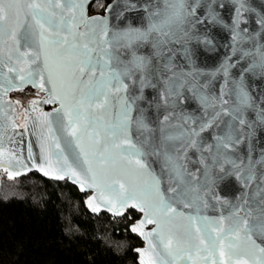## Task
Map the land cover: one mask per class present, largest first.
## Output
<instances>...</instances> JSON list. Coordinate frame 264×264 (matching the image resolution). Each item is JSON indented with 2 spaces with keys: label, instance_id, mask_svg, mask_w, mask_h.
I'll list each match as a JSON object with an SVG mask.
<instances>
[{
  "label": "snow or ice",
  "instance_id": "snow-or-ice-1",
  "mask_svg": "<svg viewBox=\"0 0 264 264\" xmlns=\"http://www.w3.org/2000/svg\"><path fill=\"white\" fill-rule=\"evenodd\" d=\"M87 2L0 0V168L67 176L91 190L92 212H142L139 264H264V147L253 143L264 92L249 87L264 80V12L249 0H114L88 16ZM25 84L47 98L17 126L2 97ZM30 125L42 134L26 162L15 136ZM219 182L238 191L222 198Z\"/></svg>",
  "mask_w": 264,
  "mask_h": 264
},
{
  "label": "trees",
  "instance_id": "trees-1",
  "mask_svg": "<svg viewBox=\"0 0 264 264\" xmlns=\"http://www.w3.org/2000/svg\"><path fill=\"white\" fill-rule=\"evenodd\" d=\"M109 1L96 0L90 14ZM28 91L16 96L26 98ZM86 195L68 182L34 173L0 184V264H138L141 240L130 231L139 218L129 210L120 219L92 215Z\"/></svg>",
  "mask_w": 264,
  "mask_h": 264
},
{
  "label": "water",
  "instance_id": "water-1",
  "mask_svg": "<svg viewBox=\"0 0 264 264\" xmlns=\"http://www.w3.org/2000/svg\"><path fill=\"white\" fill-rule=\"evenodd\" d=\"M95 1L96 0H88L87 4L85 5L86 14L88 16H90L89 15V8L92 5V3L95 2ZM107 1H109V4L114 3V0H107ZM249 3H250V6L252 8H254L257 12H264V0H249ZM225 11H227V10H225ZM103 15H105V12H104ZM103 15H100V16H103ZM249 27L250 28L254 27V25L250 23ZM223 53H224V49L221 48L220 49V56H222ZM203 56L206 57V59L202 60V62L207 63L209 66H211L213 64V62L216 60V58H217V54L216 53H206V54H203ZM249 87L255 93L264 92V80L259 79V78L253 79L250 82ZM28 89L33 90L35 92V96L28 98L26 101H21V100H19L17 98L12 97L13 95H15L17 93L24 92V91H26ZM46 98H47V94L45 92L38 91V89L36 87H33L31 84H25L21 88L13 89L11 91H8L2 97V99L5 102V104H7L8 102H11L12 108L14 109V111H10L9 115L13 116L14 122H15V124L17 126L22 125L24 123L25 110H27L30 115H35V113H32V111H31V107L29 105V101H32V100H43V99H46ZM56 107H57V105L54 104V103H50V104L41 103V104L38 105L39 111L40 112H44V113H51L53 111V109H55ZM5 110L8 111L7 107L5 108ZM13 131L22 133V132H24V129L20 128V127H17L15 130L9 128L7 130V134L5 135V141H7L8 135H11L13 133ZM35 131H36V135H32L33 127L30 125L29 128H28L27 133H25L23 136H20V135H16L15 136V141H16L15 148H16V150H18V154L22 153V155L25 158L26 162H27V149H28L29 144H31V146H32V151H33L34 156L37 159L39 157V147L37 146V136L41 135L42 132H41V129L39 127H37L35 129ZM253 143L256 146L257 150H259L261 147H264V128H260V127L254 126ZM7 147L9 149H12L13 145L8 143ZM0 173L5 174L6 177H7V173L4 171L3 168H0ZM34 173L38 174L43 179H46V180H49V181H53V182H57V183L68 182L70 185L76 187L81 194L87 196L85 201L87 200L88 196L92 195V192L89 189H85V191H83V192L80 191L79 185L73 183L72 180L67 178V176H65L64 179H55L52 176L43 175L41 172L37 171L36 169L31 168L30 165H29V170L28 171H21V174L19 176H14L12 179H8V178L7 179L10 180V181H13V180H16V179H19V178H22L24 176H28V175H31V174H34ZM225 183H229V182H219L217 184V186H216L215 191L222 198L223 197L232 198L235 195V193L238 191V186L235 185L234 182H231V183H229V187L226 189L224 187ZM213 203H214V201H213ZM85 207L88 210V212L90 214H92V215L100 216L102 214H107L108 216H110L112 218H117V219L123 218L127 214V212L129 210H134L135 212H137L139 214V218L132 225L136 224L137 221L141 220L142 217H143V213L142 212L132 208L131 206H126L123 209L122 213H120L118 215H113L111 212L107 211V209H105L103 207L100 209L99 212H92L90 210V208L87 206L86 203H85ZM184 211L188 212L189 210L188 209H184ZM204 214L210 215V216L211 215H218V213L216 211H214L213 209H211V208H209ZM132 225H131V227H132ZM131 227H130V231H131ZM153 227H155L154 224H147L146 223L144 225V231L145 232L151 231V229ZM131 233L133 235L137 236L142 242V246L138 247L137 249L145 248L146 245H145L144 239L142 237H140L137 233H133L132 231H131ZM134 253L138 257L137 261H138V264H139L140 255L136 251V249H135Z\"/></svg>",
  "mask_w": 264,
  "mask_h": 264
},
{
  "label": "flooded vegetation",
  "instance_id": "flooded-vegetation-1",
  "mask_svg": "<svg viewBox=\"0 0 264 264\" xmlns=\"http://www.w3.org/2000/svg\"><path fill=\"white\" fill-rule=\"evenodd\" d=\"M108 4H109V2H108ZM108 4H107V5H108ZM107 5H106V7H107ZM103 14H104V11H103L102 13H94V14H90V8H89V15H90V16H93V15H103ZM26 91H28V90H26ZM28 96H29V97H33V96H35V92L32 90V93H30ZM12 97H16V94L13 95Z\"/></svg>",
  "mask_w": 264,
  "mask_h": 264
},
{
  "label": "rangeland",
  "instance_id": "rangeland-1",
  "mask_svg": "<svg viewBox=\"0 0 264 264\" xmlns=\"http://www.w3.org/2000/svg\"><path fill=\"white\" fill-rule=\"evenodd\" d=\"M14 98H17L21 101H26L28 98H30L29 96H26V98H22L21 96H16ZM4 176H6L5 174L2 173V177H1V181H0V184L2 183V180L4 179ZM7 178V177H6Z\"/></svg>",
  "mask_w": 264,
  "mask_h": 264
},
{
  "label": "built area",
  "instance_id": "built-area-1",
  "mask_svg": "<svg viewBox=\"0 0 264 264\" xmlns=\"http://www.w3.org/2000/svg\"><path fill=\"white\" fill-rule=\"evenodd\" d=\"M2 173H0V181H1Z\"/></svg>",
  "mask_w": 264,
  "mask_h": 264
}]
</instances>
